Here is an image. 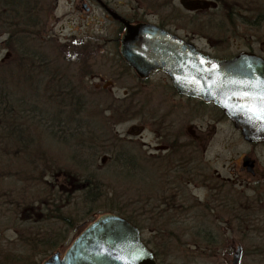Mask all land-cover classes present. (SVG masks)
<instances>
[{"label":"rangeland","instance_id":"1","mask_svg":"<svg viewBox=\"0 0 264 264\" xmlns=\"http://www.w3.org/2000/svg\"><path fill=\"white\" fill-rule=\"evenodd\" d=\"M41 1L43 4L41 13L43 17L47 18L46 24L42 28V37L48 33L52 35L51 41L40 48L42 55H45V59H47L45 66L40 71L41 74L34 77H21V79L8 85L6 90L9 91L10 100L7 99V101H15L14 105L20 101L18 106L22 112H19V116L13 117L14 119L18 117L17 122L12 125L13 127L9 126L11 125L9 124L11 118H8L6 125L3 124L2 119V123L0 122V133H2V137H0V168H5L7 171V174L0 175V186H4V192L7 193V196L4 195L0 200H4L5 197L8 199L9 193V202L0 204V236L14 237L13 232L18 231L20 226L25 224L23 219H26L25 216L28 212L43 218L45 209L37 202L38 196L42 194L44 195L42 196L44 202L55 198L61 205L62 215L70 218L74 225L73 229H69L68 242H66L65 248L79 234L78 227L80 225L90 223L92 219L103 213L121 212L133 217L138 222L144 241L155 250L156 254H160V257L167 264H193L194 260L188 252L195 251L194 244L199 226L197 216H195L197 214L193 195L197 191L193 184L184 186L186 194L184 196L177 195L178 193L175 192L177 194L173 195L172 206H177L174 209L179 210L180 215L175 220H165L160 211L169 206L166 201L168 199L169 202H172V200L167 197L172 198V196L166 193L161 186L164 183L168 184L169 181L171 185L173 180L160 179L158 164L151 166L146 160H143L142 166L138 165V168L143 167L145 169L146 167L148 169L141 170L137 175L132 173L126 175L122 171L121 165L115 161L118 148H116L114 136L117 134L116 130L123 132L136 122L134 120L123 124L118 123L122 119H129L125 113L120 116L116 115L115 112H119L118 100L101 93H93L112 88L116 92L115 95H119L118 88L120 86L134 89L138 86V90H141L142 93L138 99L146 102V92L150 88H154V90L156 88V93L163 92L164 95L166 92L168 93L166 77L155 75L151 81H145L141 84L136 79L135 74L130 77L127 76V78L116 77V79L110 74L113 70L118 71L119 69L115 61L113 62V58H117L113 54H108L107 51H112L113 44H115L114 38L116 40L120 35V25L114 19L106 17V12L99 3L86 0L92 8L90 12H83L78 11L75 6L79 0ZM110 2L117 12L129 19L149 21L155 25L162 22L169 23L167 26L180 28L182 34L184 32L187 34L188 29L192 30L197 27L198 31L209 36L211 42L221 43L230 48L223 49V51L219 50V54L222 56L237 53L244 48L246 43L245 36L236 35L232 30V26L225 19L226 14L223 10H211L207 11L206 15H201L202 18L209 15L212 20L209 23L216 24L212 28H209L208 25L204 28L203 25L200 27L199 23L197 26L190 23L196 17H201L194 11L187 10L182 5L181 0H110ZM49 4L50 6L54 5L55 9L48 12ZM29 6L40 8L39 5L36 6L32 3H29ZM204 13L205 11L200 12V14ZM216 27L218 28L216 29ZM82 39H86V42L76 47V41L79 42ZM2 41L3 37H0V43ZM64 43L69 44V48L63 47ZM204 43L205 40L200 42V44ZM100 45H103L104 48ZM218 48L216 49L218 50ZM212 52V54L218 53L215 50ZM71 53H73V58L69 61ZM6 55V49L0 47L1 65L4 64L1 62L10 60ZM20 64L26 69L30 68L28 65ZM55 66H57V72L54 70ZM116 80H118L117 85H114ZM71 83L80 86L79 88L77 86L72 87L75 89L74 93L80 92L79 94H83V96L87 94L84 96L85 104L79 108L75 104L77 100L70 97L68 92ZM72 88L71 90H73ZM166 96L172 103L170 99L172 95ZM22 97H24V101H21L20 98ZM154 99H157L158 105L164 101L161 100L160 95L155 96ZM128 101L132 100L128 99ZM185 106H187L186 103ZM147 108L148 104L144 105V109ZM193 109V105L186 109L189 110L188 116L186 119L181 118L178 124L180 128L184 129L188 139L196 140L199 134L195 132L193 127L204 131L209 119L203 115V112L201 115L196 112L197 118H194ZM210 109L206 108L205 110L209 111ZM175 115L181 117L178 111ZM107 117L108 120L109 118L111 120L108 121ZM20 121L23 124H19ZM142 121L145 123L144 118L140 122ZM16 124L18 125L15 126ZM7 125L8 127H6ZM229 128L222 127L218 131L216 139L233 140L232 151L235 153L236 150L243 148V144L237 143L239 138L236 130L231 127L232 132ZM138 129L139 127L136 126L132 131L137 132ZM10 131L17 132L10 134ZM147 132L144 133V141L151 139L149 138L151 133ZM205 133L206 131L202 132L201 135ZM127 136L135 137L130 133ZM81 139L84 140V144H82ZM215 152L218 153L219 150L215 149ZM97 153H99L97 157H92L93 154ZM214 154L210 155L213 160L212 166L222 169L223 163L229 164L223 155L215 159ZM260 158V161L264 163V153ZM82 165L86 167V173L95 174L96 179L94 180H100L97 193L102 195L98 200L87 204L84 203L83 199L86 190L81 187L82 183L76 180L78 177L80 181L83 180L84 174L80 173L81 171L84 173ZM128 166L130 168V165ZM32 173L37 177L39 173L45 175L44 189L37 192L34 201H28V204L24 205L29 207L27 211L23 207L18 209L20 205L17 203L9 205L15 200L21 199L26 188L27 190L31 188L34 181V174ZM174 181L177 182V180ZM152 184H156L157 189L154 185L152 188ZM173 184L175 186V183ZM46 188L49 190L48 194L45 191ZM180 188L179 193L182 192V186ZM1 193L0 195H2ZM34 207L40 209L37 210ZM15 209L16 211H14ZM53 214L55 215V213ZM31 218L33 219V217ZM50 220L43 222L54 225L55 228L52 229L54 231L57 230V227L64 226L62 223H58V221H62L61 219ZM249 242L251 243V241ZM13 243L10 244L9 251L29 253L30 249L27 247L21 250V242L15 240ZM5 254L0 257V261L5 259ZM47 255L42 253L36 255L35 258L42 262ZM24 258L26 259H23L22 264H29L30 254H26Z\"/></svg>","mask_w":264,"mask_h":264},{"label":"flooded vegetation","instance_id":"2","mask_svg":"<svg viewBox=\"0 0 264 264\" xmlns=\"http://www.w3.org/2000/svg\"><path fill=\"white\" fill-rule=\"evenodd\" d=\"M91 1L99 3L104 8L106 17L114 19L120 25V35L116 40L114 38L115 44H113L112 51H107L109 52L108 54H113L117 58H113V62L115 61L119 69L118 71L113 70L110 74L115 79L116 77L127 78V76L130 77L132 74H135L136 79L141 84L145 81H151V78L155 75H161L160 77L165 76L168 82L167 88H169L168 93L166 92L165 95H172L170 98L172 103H170L169 98L165 97L163 92H155L156 88L155 90L154 88H150L146 92V102L138 99L142 94L141 90H138V86L136 89L120 86L118 88L120 91L119 95H115L116 92L112 88L101 92H93L101 93L118 100L119 112L116 111V115L120 116L122 113H125V116L129 117V119H122L118 123L123 124L133 122L134 120L136 122L128 130H124L123 132L122 130H116L117 134L114 137L117 141L114 140V142L116 148L119 150L116 149V163L121 165L122 171L126 175L129 173L133 175L139 174L144 169L143 167L138 168V165H141L143 160H146L151 166L158 164L160 167L159 178L166 181L173 180L171 185L169 181L168 184L164 183L161 186L169 195H176L178 193L177 195L184 196L186 195L184 186L186 184H193L194 189L197 191L193 195L195 212L197 214L195 216H197V224L199 225L194 244L195 251L188 252L194 260L193 264H234L236 258L239 259V264H264V163L260 161V157L264 153V141L246 140L241 130L236 128L232 119L219 106L214 103H207L200 98L182 94L175 88L166 72L154 71L148 76H140L121 53V37L125 32V27L120 20L115 19L110 13L111 11L117 12V10L111 5L110 0H89V2ZM89 2L79 0L75 6L78 11L90 12L92 7ZM181 3L187 10L194 11L200 17L201 15H206L207 11L223 10L226 14L225 19L232 26V30L236 35L241 34L245 36L246 43L244 48L240 49L237 53L222 56L219 54V50L223 51V49L230 48L221 43L216 44L211 42L209 36L202 34L203 32L198 31L197 27H194L192 30L188 29L187 34L185 32L182 34L180 33V28L167 26L169 23L162 22L157 25L164 27L171 33L187 41L188 44L195 45L198 50L210 54L214 58L228 59L241 52H251L264 59V0H181ZM48 9L49 12L51 9H55V6H50L49 4ZM202 11H205V13L200 14ZM124 17L134 24L149 22ZM211 21L208 15V17L205 16L203 18L196 17L190 23L196 24L195 26L199 23L200 27L203 25L204 28L208 25L209 28H212L216 24L209 23ZM42 30L39 29L40 32ZM29 32L21 37V42L18 46L15 45V49L10 42L11 33H1L0 37H3V41L0 43V47L6 49V56L10 60L14 58L17 49L20 52L18 56L22 57V61H20L22 64L31 63L39 66L45 63H42L40 60L45 58L40 48L51 41L52 35L48 33L44 37H37V35ZM202 40H205L204 44H200ZM84 42H86V39H82L79 42L76 41V47L84 44ZM29 43L30 45L27 47L26 45ZM63 45V47L69 48V44L64 43ZM100 46L104 48L103 45ZM214 50L218 51V53L212 54ZM32 57H36L38 60L33 62L30 60ZM72 58L73 53L69 55V61ZM54 70L57 72V66L54 67ZM117 82L118 80L115 81L114 85H117ZM73 86L80 87L79 85L72 84L71 88ZM71 88L68 91L70 97L80 100L83 106L85 104L84 96L87 94L83 96V94H79L80 92L74 93L75 89L72 88L73 90H71ZM158 95L161 96V100H167V102L161 101V105H158L159 102L156 103L157 99H154ZM81 96L82 98H80ZM128 99L132 101H128ZM185 103L189 107L193 105L194 118H197L196 112H199V115L203 112V115H206L209 119V123L204 130L206 131L205 134L201 135L204 131L197 130L195 126L193 127L195 132L199 134L196 140L188 139L184 129L180 128L178 124L181 118L186 119L189 114V110H186L189 107L185 106ZM147 104L148 108L144 109V105ZM206 108L211 109L207 111L205 110ZM177 111L181 117H176L175 113ZM143 118L145 119V123L143 121L140 122ZM136 126L139 127L138 131L133 132L132 130ZM225 126L230 127L229 129L232 132V128L236 130L239 138L237 143L243 144V148L236 150L235 153L232 151L234 147L233 140L226 138L222 140L216 139L218 131L222 127L225 128ZM146 131L151 133L149 141H144V133ZM129 133L135 137H128L127 134ZM215 149L219 150V152L216 153ZM213 153H215V159L223 155L229 164L223 163L222 169L212 166L213 160L210 155ZM128 165H130V168ZM155 167L157 168V166ZM147 169L145 167L144 170ZM174 180H177V182ZM173 183H175V186ZM153 185L157 189V185L152 184V188ZM181 186L182 192L179 193L178 191L181 190ZM1 200L3 201V199ZM8 201L9 199L5 197L3 204H6ZM23 208L25 211L28 210L26 206H23ZM36 208L37 210L40 209L39 207ZM18 209H21V207L18 206ZM31 213H27L28 219L27 215L25 216L26 219H23L25 224H22L18 231L13 232L14 237H9L8 235L0 236V257L6 253V260L0 261V264H22L23 259H26L24 258L26 254H30V259H28L29 264H45L55 254L61 259L65 256V252L71 246L70 244L65 248V244L68 242L69 229L71 230L74 227L73 223L68 220L58 221V223H62L64 226L57 227V230L54 231L52 230L55 228L54 225L43 222L51 220H43L41 216L35 213H32L31 216ZM84 228L85 223L78 227L79 233ZM16 236L17 238H15ZM15 240L21 242V250L25 247L30 249L29 253L21 251L14 253L9 251L10 244H14L13 241ZM71 243L73 242L71 241ZM250 244L254 245V247H251ZM42 253L48 255L42 262H39L35 256ZM154 256L158 264H167L160 257V254L154 253Z\"/></svg>","mask_w":264,"mask_h":264},{"label":"water","instance_id":"3","mask_svg":"<svg viewBox=\"0 0 264 264\" xmlns=\"http://www.w3.org/2000/svg\"><path fill=\"white\" fill-rule=\"evenodd\" d=\"M110 13L125 27L121 53L140 76L166 72L182 94L219 106L246 140L264 141V59L251 52L214 58L160 25ZM72 242L62 259L55 254L45 264H158L140 229L119 214H102Z\"/></svg>","mask_w":264,"mask_h":264},{"label":"trees","instance_id":"4","mask_svg":"<svg viewBox=\"0 0 264 264\" xmlns=\"http://www.w3.org/2000/svg\"><path fill=\"white\" fill-rule=\"evenodd\" d=\"M29 3L36 4V6L39 5L40 8L30 7ZM42 5L43 4L41 0H0V27H1L0 34L4 32L11 33L10 42H11V45H13L14 49H15V45L18 46V44L21 42V37L25 36L26 33L28 34L30 30L32 31L29 33L33 35H37V37H42V32H40L39 29H42L44 27L46 19H47L45 18V16L43 17V14L41 13ZM29 45L30 43L27 44L26 46L29 47ZM19 53L20 52L16 49L15 56L12 60L1 62V63H4L2 64L3 66L0 64L1 65L0 66V85H1L0 86V122L2 119L3 124L6 125L8 118H11L9 122V124H11L9 126L11 127H13L12 125H14L17 122V118H18L17 117L16 119H14L13 117L19 116L20 115L19 112H22V111H20L19 106H18V103L20 104V101L19 102L17 101L16 105H14L15 101H7V99H9L10 97H9V91H7L6 88L8 87L9 84L16 82V80L18 79H21V77H26V78L28 76L34 77V76H37V74H41L40 71L43 70L45 66V63L43 62L47 60L45 58L40 59L43 64H40L39 66L32 65L31 63L24 64L30 67L26 69L25 66H22L20 64L21 63L20 61H22V57L18 56ZM30 60L35 62V60H38V58L32 57ZM18 85L22 86L21 84H18ZM20 99L21 101H24V97ZM75 104L77 105L78 108L82 106V103L80 102V100H77ZM20 122L21 123L19 122L18 123L23 124L22 121ZM17 125L18 124H16L15 126ZM6 127H8V125ZM11 132L16 133L17 131H10V134ZM1 134L2 133H0V137H2ZM89 138H92V137H89ZM81 140H82V144H84V140L83 139ZM99 153L93 154L92 157L94 156L97 157ZM85 170H86V167H84L83 169L84 173L82 171L80 172L81 174H84L83 180L80 181L78 179L79 177L76 180L81 182L82 183L81 187L86 190L84 193L85 197L83 199L85 201L84 203L87 204L89 202H94L98 200L99 198L102 197V195H100V193H97L98 187L100 186V182H99L100 180L99 179L94 180L96 179L95 174L92 172L86 173ZM4 173L7 174V171H5V168L4 169L0 168V175L3 176ZM38 177L34 174L33 175L34 181L32 182L31 188H28V190L26 188V190L22 194L21 199H17L12 203L10 201V203L11 204L17 203L20 205V207H23L25 204H28V201H32V200L34 201V198L37 196V192L43 190L44 189L43 185L46 183L44 181L45 175L43 173H39ZM45 191L48 194L49 192L48 188H46ZM0 193L2 194L0 195V198H3L4 195H6V193L4 192V186L3 187L0 186ZM42 196L44 195L41 194L38 196L39 200H37V202L42 206L43 209H45V211H43L44 212V217L42 218L43 220H50V219H54V220L61 219V220H68V221L71 220L70 218H67L62 215L61 205L59 204L58 201H56L55 198L48 199L47 202H44L43 201L44 197ZM170 196H172V198L171 197H167V198H170L172 202H169L168 199L166 198L167 199L166 203L169 206H167V208L160 211L161 214L163 215V218L168 221L175 220L177 216L180 215V211L177 209H174V208H177V206L175 207H173L174 205L172 206V203L174 202L173 195L171 194ZM8 199H9V193H8ZM3 201L0 200V203L3 204ZM53 213H55V215ZM117 214H120L126 217L137 227L139 228L141 227L140 225H138V222L133 219V217L122 214L121 212H118ZM153 252L156 253L155 250H153Z\"/></svg>","mask_w":264,"mask_h":264},{"label":"snow or ice","instance_id":"5","mask_svg":"<svg viewBox=\"0 0 264 264\" xmlns=\"http://www.w3.org/2000/svg\"><path fill=\"white\" fill-rule=\"evenodd\" d=\"M258 115L260 116L261 119H264V109H260Z\"/></svg>","mask_w":264,"mask_h":264}]
</instances>
